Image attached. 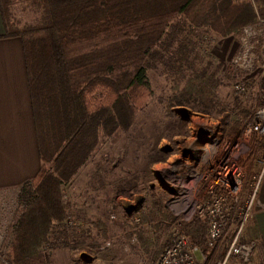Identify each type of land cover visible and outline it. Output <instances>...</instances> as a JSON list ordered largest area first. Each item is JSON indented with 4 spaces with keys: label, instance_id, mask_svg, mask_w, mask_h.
Segmentation results:
<instances>
[{
    "label": "trees",
    "instance_id": "1",
    "mask_svg": "<svg viewBox=\"0 0 264 264\" xmlns=\"http://www.w3.org/2000/svg\"><path fill=\"white\" fill-rule=\"evenodd\" d=\"M254 1L258 13L246 0H0L5 37L23 41L42 161L23 189L28 207L13 231L7 264H47L44 249L71 210L62 186L105 138L119 141L130 130L138 114L134 97L148 85L150 69L162 64L175 76L190 73L167 101L170 116L176 107L211 113L220 105L222 67L205 63L198 50L206 33L240 36L264 18V0ZM18 3L38 14L35 24L20 27L13 13ZM235 105L234 123L227 125L228 114L223 121L229 134L248 118ZM186 226L190 243L205 247V222Z\"/></svg>",
    "mask_w": 264,
    "mask_h": 264
},
{
    "label": "rangeland",
    "instance_id": "2",
    "mask_svg": "<svg viewBox=\"0 0 264 264\" xmlns=\"http://www.w3.org/2000/svg\"><path fill=\"white\" fill-rule=\"evenodd\" d=\"M246 1L258 13L255 1ZM26 6L18 3L13 10L20 27L39 19ZM204 35L207 39L198 53L213 68L222 67L220 105L211 113L192 105L176 107L170 116L167 101L183 89L190 73L175 76L162 64L150 69L148 85L134 97L138 114L130 130L119 141L115 136L105 138L62 186V202L69 203L71 210L61 229L53 232L55 240L44 249L47 264H155L177 229L187 235L190 222H205L195 211L205 196V177L212 166L233 152L249 175L262 169L264 139H246L243 131L264 103V69L241 73L231 67L239 35ZM236 83L246 86L245 94L235 91ZM236 103L248 118L240 131L229 134L226 129L236 119ZM223 106L226 112H221ZM227 114L231 117L226 120L228 128L223 122ZM17 193L0 194V231L5 228L0 249L7 246L2 250L4 257L0 255L1 264H7L13 231L28 207L24 191ZM58 232L60 244L56 243Z\"/></svg>",
    "mask_w": 264,
    "mask_h": 264
},
{
    "label": "built area",
    "instance_id": "3",
    "mask_svg": "<svg viewBox=\"0 0 264 264\" xmlns=\"http://www.w3.org/2000/svg\"><path fill=\"white\" fill-rule=\"evenodd\" d=\"M230 64L241 73L264 69V18L242 28L239 49ZM234 89L240 94L247 91L242 83H236ZM243 137L264 139V103L244 129ZM261 164L259 172L249 175L245 164L231 152L212 166L205 177V196L195 211L207 223L206 248L190 243L187 235L177 229L155 264H253L257 242L247 238L246 230L256 212L264 177V153Z\"/></svg>",
    "mask_w": 264,
    "mask_h": 264
},
{
    "label": "crops",
    "instance_id": "4",
    "mask_svg": "<svg viewBox=\"0 0 264 264\" xmlns=\"http://www.w3.org/2000/svg\"><path fill=\"white\" fill-rule=\"evenodd\" d=\"M5 35L6 27L0 10V194L18 192V195L37 177L42 161L23 41L20 37ZM3 230L5 228L1 227L0 235ZM246 236L257 242L255 263L262 264L264 177L255 216L246 230Z\"/></svg>",
    "mask_w": 264,
    "mask_h": 264
}]
</instances>
